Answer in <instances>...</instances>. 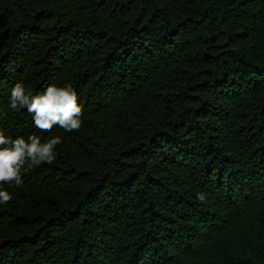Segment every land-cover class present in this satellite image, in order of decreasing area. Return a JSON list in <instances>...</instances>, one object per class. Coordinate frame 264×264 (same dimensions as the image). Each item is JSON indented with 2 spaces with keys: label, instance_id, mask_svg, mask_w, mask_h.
<instances>
[{
  "label": "trees",
  "instance_id": "1",
  "mask_svg": "<svg viewBox=\"0 0 264 264\" xmlns=\"http://www.w3.org/2000/svg\"><path fill=\"white\" fill-rule=\"evenodd\" d=\"M20 81L71 84L80 129ZM0 130L62 138L6 185L0 264H264V0H0Z\"/></svg>",
  "mask_w": 264,
  "mask_h": 264
},
{
  "label": "clouds",
  "instance_id": "2",
  "mask_svg": "<svg viewBox=\"0 0 264 264\" xmlns=\"http://www.w3.org/2000/svg\"><path fill=\"white\" fill-rule=\"evenodd\" d=\"M77 101V92L69 83L51 84L42 92L34 93L20 81L10 89L8 106L12 110L27 109L37 129L50 131L57 126L65 132H73L82 125V106ZM61 143L58 135L42 140L37 134L13 137L0 130V207L13 199L7 187L23 184L25 165L32 168L54 163L57 146ZM199 199L203 200V195Z\"/></svg>",
  "mask_w": 264,
  "mask_h": 264
}]
</instances>
